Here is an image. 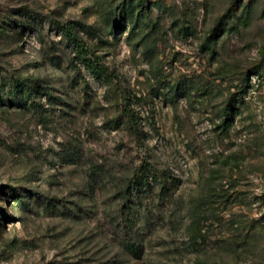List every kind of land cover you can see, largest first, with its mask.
<instances>
[{
  "label": "rangeland",
  "instance_id": "374dc122",
  "mask_svg": "<svg viewBox=\"0 0 264 264\" xmlns=\"http://www.w3.org/2000/svg\"><path fill=\"white\" fill-rule=\"evenodd\" d=\"M16 76L49 94L0 103V264H264V0H0Z\"/></svg>",
  "mask_w": 264,
  "mask_h": 264
},
{
  "label": "trees",
  "instance_id": "16d2710c",
  "mask_svg": "<svg viewBox=\"0 0 264 264\" xmlns=\"http://www.w3.org/2000/svg\"><path fill=\"white\" fill-rule=\"evenodd\" d=\"M133 17V16H132ZM130 17V22L135 24L137 22L136 19ZM75 24H58V28L63 34V36L72 43L77 49L78 52L83 56L84 64L86 68L96 77H101L106 73L102 66H100L99 61L94 59V52L86 46V44L79 37L78 26ZM9 89L10 96L12 97V103L14 102L16 105H20L23 107H34L36 110L39 108V104H37L36 97L39 94L45 93L46 88L41 84L38 79L33 77H14L9 80L7 83H0V103H2L6 97L5 90ZM9 96V95H7ZM127 111V115L129 116V120L131 123V128H134L137 122L135 121L139 116H136L131 109L125 108ZM233 103H229L224 109V120L223 124L220 125L223 131L229 130L233 126L235 114L233 111ZM136 129V127H135ZM172 176L170 174L164 173L162 175L155 174L154 178L151 172L146 168V170L139 169V172H136L134 179L129 183L127 187V195H130L128 199H133L134 196L137 197V200L143 196H147L151 193H155L158 186H160V194L161 195H169L172 190V186L174 185V181L171 180ZM170 182V183H169ZM143 207L146 208L144 205ZM149 211V210H148ZM140 249L138 244H131V251H136Z\"/></svg>",
  "mask_w": 264,
  "mask_h": 264
}]
</instances>
